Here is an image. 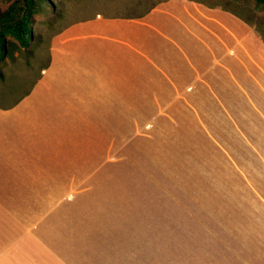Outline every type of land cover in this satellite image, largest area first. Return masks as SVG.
Here are the masks:
<instances>
[{
  "label": "rangeland",
  "instance_id": "obj_1",
  "mask_svg": "<svg viewBox=\"0 0 264 264\" xmlns=\"http://www.w3.org/2000/svg\"><path fill=\"white\" fill-rule=\"evenodd\" d=\"M161 1L46 0L29 47L17 43L0 64V102L48 63L54 33L98 12L141 15ZM202 1L264 34V4ZM228 104L173 101L169 114L110 120V129L124 128L125 145L109 147L107 169L85 194L0 195V264H264L262 149L227 130L240 127Z\"/></svg>",
  "mask_w": 264,
  "mask_h": 264
},
{
  "label": "crops",
  "instance_id": "obj_2",
  "mask_svg": "<svg viewBox=\"0 0 264 264\" xmlns=\"http://www.w3.org/2000/svg\"><path fill=\"white\" fill-rule=\"evenodd\" d=\"M20 88L0 102V195L85 194L109 147L125 145L109 121L169 114L173 101H229L240 127L227 130L261 147L264 181V34L232 10L164 0L137 16L98 12L54 33Z\"/></svg>",
  "mask_w": 264,
  "mask_h": 264
},
{
  "label": "trees",
  "instance_id": "obj_3",
  "mask_svg": "<svg viewBox=\"0 0 264 264\" xmlns=\"http://www.w3.org/2000/svg\"><path fill=\"white\" fill-rule=\"evenodd\" d=\"M46 0H0L8 2L5 10H0V64L12 49L28 48L33 41L32 26L35 17L44 13ZM258 4H264V0H252ZM12 51V52H13Z\"/></svg>",
  "mask_w": 264,
  "mask_h": 264
}]
</instances>
